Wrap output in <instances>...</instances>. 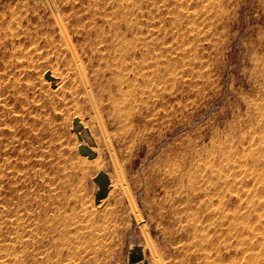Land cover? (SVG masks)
<instances>
[{"label":"rangeland","instance_id":"rangeland-1","mask_svg":"<svg viewBox=\"0 0 264 264\" xmlns=\"http://www.w3.org/2000/svg\"><path fill=\"white\" fill-rule=\"evenodd\" d=\"M0 264H264V0H0Z\"/></svg>","mask_w":264,"mask_h":264},{"label":"bare ground","instance_id":"bare-ground-1","mask_svg":"<svg viewBox=\"0 0 264 264\" xmlns=\"http://www.w3.org/2000/svg\"><path fill=\"white\" fill-rule=\"evenodd\" d=\"M219 10V9H218ZM215 11V10H214ZM217 11V10H216ZM208 13V12H207ZM213 13V12H212ZM220 13V12H219ZM217 14V13H216ZM214 15L212 14V17H213ZM216 16V15H215ZM214 16V17H215ZM211 18V17H210ZM177 19V18H176ZM218 19V18H217ZM178 20V19H177ZM152 58V57H151ZM149 64V63H148ZM121 67V66H120ZM127 68V67H126ZM159 68V67H158ZM125 71V70H124ZM116 72V71H115ZM145 73V72H144ZM116 74H117V72H116ZM149 74V73H148ZM129 76V75H128ZM127 77V76H126ZM152 77V76H151ZM154 77V76H153ZM113 79H115L116 80V82L118 83V91L120 92V93H122V94H124V90L125 89H128V88H126L125 86V88L123 87L122 88V83H127V79L125 78V74L124 75H122L120 72H119V74L118 75H113ZM133 81V80H132ZM133 82H135V81H133ZM157 82V81H156ZM122 85V86H121ZM128 87V86H127ZM131 91V90H130ZM122 99H123V97H122ZM135 104V103H134ZM125 105V104H124ZM123 105V106H124ZM123 108V107H122Z\"/></svg>","mask_w":264,"mask_h":264},{"label":"water","instance_id":"water-1","mask_svg":"<svg viewBox=\"0 0 264 264\" xmlns=\"http://www.w3.org/2000/svg\"><path fill=\"white\" fill-rule=\"evenodd\" d=\"M142 257H141V255L139 256V258H138V260H140Z\"/></svg>","mask_w":264,"mask_h":264}]
</instances>
